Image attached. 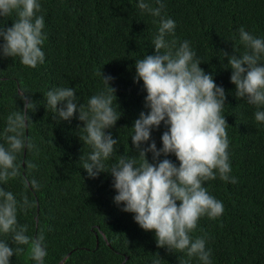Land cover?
<instances>
[{"label":"trees","instance_id":"trees-1","mask_svg":"<svg viewBox=\"0 0 264 264\" xmlns=\"http://www.w3.org/2000/svg\"><path fill=\"white\" fill-rule=\"evenodd\" d=\"M41 5L45 62L33 68L18 57L0 56V127L15 107L24 110L17 91L26 90L37 101L26 129L36 149L21 152L19 175L5 184L18 198L27 195L32 201L27 211L18 209V222L29 236L43 234L45 264L64 258L60 264H150L155 253L161 264H179L184 253L158 247L152 231L113 202L110 173L91 178L80 166V157L90 151L80 139L83 121L75 113L69 120H54L44 105V93L55 86L74 87L78 103L86 105L90 95L105 87L99 73L110 74L122 113L106 129L118 139L114 158L134 154L130 126L141 110H148L142 81L133 79L134 62L153 53L158 18L139 10L136 0H41ZM163 13L176 21L169 39H188L202 59L199 66L226 93L224 116L236 182L218 176L205 182L223 201L224 212L201 217L192 235L206 237L212 264H264V123L255 121L252 105L234 95L231 69L222 67L227 57H220L221 50L232 53V46L243 50L240 26L264 36V0H165ZM14 18L0 17V24L11 25ZM165 128L162 123L151 132L157 147ZM146 156L151 160V153ZM168 158L176 160L172 153ZM19 247L22 251L10 257L11 264H33L30 244Z\"/></svg>","mask_w":264,"mask_h":264},{"label":"clouds","instance_id":"clouds-1","mask_svg":"<svg viewBox=\"0 0 264 264\" xmlns=\"http://www.w3.org/2000/svg\"><path fill=\"white\" fill-rule=\"evenodd\" d=\"M136 4L142 12L158 18V27L151 40L153 53L134 62L133 79L142 81L148 109L141 110L130 126L135 153H121L114 158L118 139L106 129L112 128L122 113L115 89L109 84L113 79L110 74L99 73L105 87L90 95L86 105L78 103L76 89L70 86L47 89L44 105L54 120H69L75 113L83 121L80 139L90 151L80 157V166L91 178L101 172L110 173L115 189L113 202L122 211L132 213L142 229L151 230L158 247L184 253L179 264H193L194 260L195 264H212V249L206 246V237L192 233L201 217L217 218L224 212L223 201L208 191L205 182L217 176L236 182L228 151L225 89L215 82L211 72L199 66L202 59L188 39L178 43L169 39L176 21L163 13L165 0H136ZM41 7V0H0V17H15L11 25L0 24V56L18 57L23 65L33 68L45 62V17ZM238 39L243 50L233 46L232 53L221 50V59L227 57L222 67L231 69L234 95L252 105L255 121L264 123V36L240 26ZM27 92L20 89L16 93L24 110L15 107L0 127V264H11L10 257L22 251L20 245L30 244L33 264H45L47 256L43 234L29 236L26 226L17 219L18 209L27 211L32 201L27 195L18 198L5 186L19 175L21 152L36 149L25 130L37 101ZM162 123L166 128L157 147L151 132ZM146 153H151V160ZM169 153L174 154L175 161L168 158ZM29 166L35 167L31 163ZM161 259L155 253L150 264H161Z\"/></svg>","mask_w":264,"mask_h":264},{"label":"water","instance_id":"water-1","mask_svg":"<svg viewBox=\"0 0 264 264\" xmlns=\"http://www.w3.org/2000/svg\"><path fill=\"white\" fill-rule=\"evenodd\" d=\"M26 132H27V130H26Z\"/></svg>","mask_w":264,"mask_h":264}]
</instances>
